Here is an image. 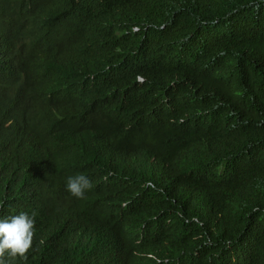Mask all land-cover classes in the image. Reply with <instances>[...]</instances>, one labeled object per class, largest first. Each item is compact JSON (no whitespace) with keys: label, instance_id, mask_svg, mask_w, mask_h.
I'll return each mask as SVG.
<instances>
[{"label":"trees","instance_id":"16d2710c","mask_svg":"<svg viewBox=\"0 0 264 264\" xmlns=\"http://www.w3.org/2000/svg\"><path fill=\"white\" fill-rule=\"evenodd\" d=\"M20 213L8 264H264V0H0V219Z\"/></svg>","mask_w":264,"mask_h":264},{"label":"clouds","instance_id":"9594fccd","mask_svg":"<svg viewBox=\"0 0 264 264\" xmlns=\"http://www.w3.org/2000/svg\"><path fill=\"white\" fill-rule=\"evenodd\" d=\"M91 188V181L83 174L69 177L66 182V190L77 199H83ZM34 226V216L27 213L0 219V264H8L9 258H27L32 247Z\"/></svg>","mask_w":264,"mask_h":264}]
</instances>
